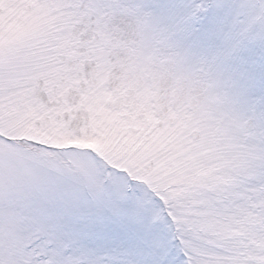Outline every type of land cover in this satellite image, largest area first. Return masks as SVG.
Returning <instances> with one entry per match:
<instances>
[{
	"label": "snow or ice",
	"instance_id": "6c2138e0",
	"mask_svg": "<svg viewBox=\"0 0 264 264\" xmlns=\"http://www.w3.org/2000/svg\"><path fill=\"white\" fill-rule=\"evenodd\" d=\"M0 264H264V0H0Z\"/></svg>",
	"mask_w": 264,
	"mask_h": 264
}]
</instances>
